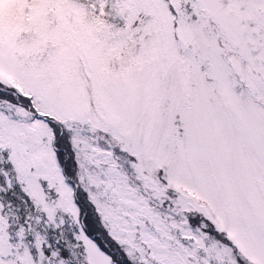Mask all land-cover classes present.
I'll use <instances>...</instances> for the list:
<instances>
[{
  "label": "rangeland",
  "instance_id": "rangeland-1",
  "mask_svg": "<svg viewBox=\"0 0 264 264\" xmlns=\"http://www.w3.org/2000/svg\"><path fill=\"white\" fill-rule=\"evenodd\" d=\"M97 3L0 0V155L31 202L0 200V264H68L61 237L114 264L75 183L134 264H264V0Z\"/></svg>",
  "mask_w": 264,
  "mask_h": 264
},
{
  "label": "trees",
  "instance_id": "trees-1",
  "mask_svg": "<svg viewBox=\"0 0 264 264\" xmlns=\"http://www.w3.org/2000/svg\"><path fill=\"white\" fill-rule=\"evenodd\" d=\"M81 1L92 4L94 7L98 6L97 0ZM111 11L112 0H107L101 15L111 21L113 19ZM0 98L17 103V99L15 98L13 91H11V89H9L7 86L4 87L1 82ZM51 124L54 125L53 123ZM54 130V146L62 173L69 179H72L76 176V173L74 160L72 158V153L68 143L69 140L67 139L66 134L59 131L57 126H55ZM4 173L10 174L11 180H13L10 162L5 153L0 155V200L4 205V209H6L8 213L11 211L14 213L12 218H15L19 224H22L25 220L28 210L31 209V202L15 180L11 181L9 184L5 182ZM75 184V202L78 207L82 229L85 234L91 237L96 245L109 256L112 263L134 264L133 262L129 261L123 251L108 238L105 229L100 223L97 213L87 201L85 193L78 188L77 183ZM56 247L58 248L59 255L68 264H87L83 259L81 248L79 247V252L75 253V249L68 244V240L65 237H61L57 240Z\"/></svg>",
  "mask_w": 264,
  "mask_h": 264
}]
</instances>
